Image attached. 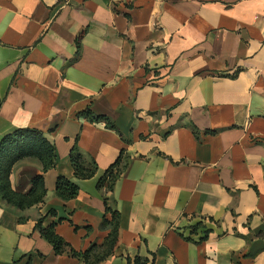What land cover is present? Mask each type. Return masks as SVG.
Masks as SVG:
<instances>
[{"label": "crops", "instance_id": "0c3cea01", "mask_svg": "<svg viewBox=\"0 0 264 264\" xmlns=\"http://www.w3.org/2000/svg\"><path fill=\"white\" fill-rule=\"evenodd\" d=\"M18 128L42 131L57 164L13 167L16 192L43 173L47 195L0 199V264H83L37 220L55 210L45 225L73 248L102 244L97 183L122 150L106 194L119 238L101 264H264V0H0V142ZM75 146L93 177L75 175ZM59 176L74 198L57 196Z\"/></svg>", "mask_w": 264, "mask_h": 264}, {"label": "trees", "instance_id": "16d2710c", "mask_svg": "<svg viewBox=\"0 0 264 264\" xmlns=\"http://www.w3.org/2000/svg\"><path fill=\"white\" fill-rule=\"evenodd\" d=\"M88 115L91 120H104L108 127L116 129V126L109 118L95 116L90 111ZM27 157L40 160L44 171L55 167L57 164L54 144L42 131L31 128H18L14 132L4 136L0 142V199L19 209L39 205L45 201L47 195L43 173L33 177L32 187L28 193H19L12 188L10 180L12 169L19 160ZM129 159L130 156L127 152L122 150L115 162L107 168L97 183L98 190L105 198V215L102 227L108 230V234L102 244H93L84 251H78L73 248L62 236L56 233L55 227L57 222L45 225V221L49 216H56L55 210H51L46 216H41L37 220L35 228L52 244L56 254L67 253L82 261L83 264H101L114 254L119 238L120 212L109 204L106 194L114 190L117 179L128 166ZM70 161L74 173L78 178H91L97 171L96 162L93 159L87 158L78 146L72 149ZM55 191L61 199L69 200L77 195L78 186L68 178L59 176L56 181ZM38 255L41 256L39 253ZM32 260L33 256L30 254L25 264H32ZM134 262L137 264L146 263L140 257H136Z\"/></svg>", "mask_w": 264, "mask_h": 264}]
</instances>
